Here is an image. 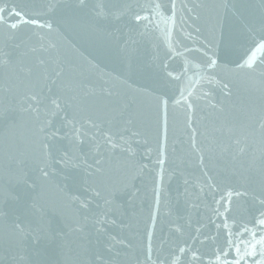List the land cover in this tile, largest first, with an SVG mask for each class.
Wrapping results in <instances>:
<instances>
[{
    "label": "water",
    "instance_id": "obj_1",
    "mask_svg": "<svg viewBox=\"0 0 264 264\" xmlns=\"http://www.w3.org/2000/svg\"><path fill=\"white\" fill-rule=\"evenodd\" d=\"M97 3L88 0L84 7L77 0H59L55 12L45 15L50 0H0V7L18 8L41 23L52 19L59 26V32H49L29 25L12 29V19L0 23V59L9 60L0 64V264H172L174 259L180 264H214L212 253L223 243V234L209 239L216 234L210 218L219 196L208 184H215L217 191L247 192L230 205L237 222L250 221L258 207L255 198L264 197V67H236L253 37L262 34L264 0H164L169 9L175 5L176 13L175 25L167 29L156 17L146 29L133 22L146 0H103L108 9L127 12L118 21H98L92 11ZM241 21L254 30L251 36ZM218 24L224 26L229 47L227 54L221 47L217 67L209 70L213 83L191 72L195 83L173 81L167 73L177 75L185 57L193 62L206 59L203 45L219 35L214 31ZM125 40L135 42L129 45L130 57L123 50ZM50 42L56 49L29 53L20 63L21 52ZM172 48L184 55H173ZM40 55L51 66L56 59L63 62L64 76L53 94L70 100L68 113L97 120L117 139L123 135L131 149H103L101 170L91 177L82 168L55 165L51 178L31 194L43 206L35 212L32 199L25 197L24 181L30 184L39 176L44 136L39 128L45 110L41 108L37 118L24 110V99L43 81L36 71L27 77L20 68L36 64ZM178 83L193 93L191 110L173 103V97L179 98ZM102 88L113 95L101 94ZM162 99L169 101L166 117ZM53 124L62 127L63 116L54 117ZM126 127L139 135L125 132ZM53 143L54 155L57 147L73 151L66 139ZM161 151L162 181L157 163ZM80 154L91 162L94 147L81 145ZM95 190L111 203L95 197ZM76 196L90 201L87 209L73 201ZM105 211L109 223L100 232L95 220ZM77 220L83 231L73 230ZM20 222L30 234L16 231ZM37 233L42 237L38 243ZM182 248L198 251L202 258L193 262L190 254L179 252Z\"/></svg>",
    "mask_w": 264,
    "mask_h": 264
},
{
    "label": "snow or ice",
    "instance_id": "obj_2",
    "mask_svg": "<svg viewBox=\"0 0 264 264\" xmlns=\"http://www.w3.org/2000/svg\"><path fill=\"white\" fill-rule=\"evenodd\" d=\"M79 6H88V0H77ZM59 4V0H50V5L46 10L45 15L49 13H54L56 7ZM227 7V5H226ZM95 17L98 21L106 20L108 18H114L115 20H120L127 15L124 10L112 11L104 6L103 0H98V3L93 6L92 9ZM165 11H170L171 15H165ZM189 11H192L189 9ZM153 17L158 18L159 24H163L165 29L171 24L175 25V5L169 9L164 3V0H146L144 6L141 7V11L136 12L133 15V22L137 24H142L146 29L150 24L156 23ZM14 18V19H13ZM8 19H12L9 24L10 28L18 29L23 25H29L38 27L41 29H47L49 32H59V26L55 20L48 19L41 23V20L35 16H31L24 13L23 10L13 7H0V23L7 22ZM157 24V26H159ZM241 27L249 34L252 35L254 31L247 24L241 21ZM198 31V29H197ZM214 31H218L219 35H213L207 42L203 45L205 51L202 55L206 58L204 61L193 62L188 60L186 57L182 63L181 70L175 76L172 72H168L167 75L175 82L183 83L187 80L188 84L191 85L195 83L189 78V73L198 76L201 80L207 81L208 83H213V80L208 75L210 69H214L218 65V55L219 50L223 46L225 49V54H227V48L229 47V38L225 35L223 24H218ZM262 34L259 39L253 37L251 45L246 49L244 55L242 56L240 62L237 63L236 67L242 70L255 71L257 67H264V26L261 29ZM41 41L44 40L43 36H40ZM135 43L134 41L125 40L123 42V50L129 57L131 52L128 51L129 45ZM17 48L20 47L19 44L16 45ZM57 45L55 43H48L47 46L41 44L39 49L36 47L30 48L26 52H21L20 63L23 64L24 57H27L29 53L36 54L37 52H50V50L56 49ZM173 55L183 56L184 54L175 50V48L170 49ZM260 52V56L257 57L256 53ZM37 63L34 65H24L20 68L27 77H31L34 71L37 72L38 81H43V86L39 87L38 90L31 91L27 94L24 99L25 111L35 113L37 118L41 113V108L44 111V120L41 121V127L39 131L44 134L41 140V157L40 164L37 165V171L39 176L37 179L33 180L30 184L27 180L24 181L27 186L25 197L31 198L32 203L30 205L31 209L35 212L42 211V205L39 203V199L32 198L31 194L33 192L39 191L41 187V182H45L51 178L53 175V169L55 165L62 164L65 167H77L82 168L88 177L95 175L100 172L102 166L103 149L116 150L122 148L123 150H130L131 145L128 141L121 135L118 139L110 132L104 131L102 124L97 122V120L89 117L87 120H80L77 118L75 113H68V108L70 105V100L64 98L61 95L53 94V86L57 85V82L61 80L64 76V66L63 62L59 59L54 61V66L50 65V60L43 57V55L36 56ZM9 60L0 59V64H8ZM91 64V61H88ZM93 67H98L93 65ZM127 83V81H125ZM179 83L177 85L178 99L173 97V103L176 105H184L189 110L192 109L194 100L189 99L193 96L192 91L189 90L188 86L180 87ZM84 87H87L86 85ZM128 87H132L130 84ZM227 88V85H224ZM91 94H95V90L90 89ZM101 94L106 96H112L113 92L109 88H102ZM207 95V94H205ZM168 99H162L160 101L164 108L165 117L166 109L168 105ZM216 107V105H213ZM57 115L63 116V125L58 128L53 124V118ZM127 124L131 125L132 121L129 119ZM166 126V120H165ZM264 126V125H262ZM125 132L130 133L132 136H137L139 133L132 132L131 128H125ZM193 134H195V129H192ZM89 132L92 134L89 135ZM102 134V141L98 139ZM195 135H193V140ZM68 140L73 146V151H61L60 148H56V154L52 152L54 141ZM239 143V141H236ZM84 144H90L94 147L95 156L89 162L87 154H80V146ZM243 149H241V152ZM163 151L160 153V159L157 163L161 166V172L158 173L159 180H163ZM201 163H203V157L200 158ZM209 179H211L209 177ZM89 188L92 186L89 185ZM208 189L210 191H216L219 198L214 199V206L212 208L214 219L210 218V223L215 225L216 234L210 236L209 239L216 240L220 234H223V243L214 249L212 255L215 257L214 264H264V197H256V207L255 214L252 219L247 222H237L236 219L231 215V203L234 198L240 196H247V192H242L238 189H229L226 191H217V186L215 184H208ZM203 190V189H202ZM155 191V190H154ZM94 196L104 199L105 204H110L106 197L102 195L99 190L94 191ZM15 198V197H14ZM74 202L79 204L81 209H87L90 201H81L78 196L72 198ZM2 214V213H0ZM108 213L105 211L102 218H97L95 224L97 225V230L100 232L106 231V226L109 223ZM218 221V223H217ZM115 223V221H111ZM155 221L151 227L154 228ZM84 225L81 224L79 220L74 222L73 230L83 231ZM16 231L21 234L26 233V229L23 223L16 224ZM39 233L35 236V241L38 243L41 239ZM48 238H53L49 236ZM148 244L151 246L152 241V231L149 230L147 233ZM113 239H115L113 237ZM179 252L183 254H190L191 261L195 262L200 260L202 257L198 254V251H192L191 249H179ZM150 260L151 257L149 256ZM154 264V262H153ZM172 264H180L179 260L174 259Z\"/></svg>",
    "mask_w": 264,
    "mask_h": 264
}]
</instances>
